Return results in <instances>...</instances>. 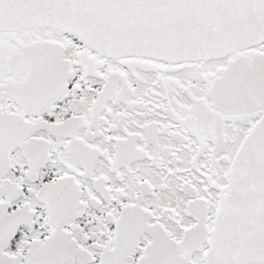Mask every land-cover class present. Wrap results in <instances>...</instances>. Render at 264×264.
Masks as SVG:
<instances>
[{"label":"snow or ice","instance_id":"1","mask_svg":"<svg viewBox=\"0 0 264 264\" xmlns=\"http://www.w3.org/2000/svg\"><path fill=\"white\" fill-rule=\"evenodd\" d=\"M0 264H264V0H0Z\"/></svg>","mask_w":264,"mask_h":264}]
</instances>
